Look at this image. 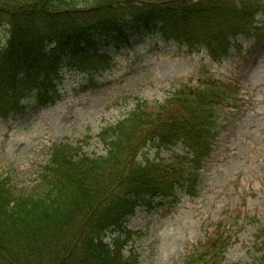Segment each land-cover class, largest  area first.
<instances>
[{
	"label": "trees",
	"instance_id": "16d2710c",
	"mask_svg": "<svg viewBox=\"0 0 264 264\" xmlns=\"http://www.w3.org/2000/svg\"><path fill=\"white\" fill-rule=\"evenodd\" d=\"M129 17L134 29H159L166 41L214 61L228 53L231 37H264V0H0V121L24 110L33 94L38 106L54 103L64 71L109 68L112 55L99 49L113 36L128 39ZM198 83L175 87L153 106L138 101L100 132L105 154L55 145L30 188L17 190L0 172V264H140L137 253L125 254L127 219L152 198L195 191L217 118L233 96L222 80ZM180 144L193 159L175 151ZM149 145L173 152L140 160ZM226 243L219 237L196 247L185 264H225ZM257 246L264 256V227Z\"/></svg>",
	"mask_w": 264,
	"mask_h": 264
},
{
	"label": "rangeland",
	"instance_id": "374dc122",
	"mask_svg": "<svg viewBox=\"0 0 264 264\" xmlns=\"http://www.w3.org/2000/svg\"><path fill=\"white\" fill-rule=\"evenodd\" d=\"M5 38L1 30L0 41ZM130 41L131 46L117 50L109 45L102 48L114 52L116 63L93 81L83 73H67L54 104L37 107L31 100L23 113L2 121L0 171L19 189L28 188L53 144L105 154L100 131L125 117L138 100L156 105L175 85L196 84L206 76L233 81L237 101L225 110L236 114L225 116L227 123L203 172L200 193L185 195L174 205L156 200L152 209L139 208L129 221L136 237L128 249L140 253L142 264H184L196 244L222 232L229 241L226 263L260 264L254 236L264 226V41L236 39L244 47L231 48L217 63L157 36L132 34ZM155 152L151 150L152 158Z\"/></svg>",
	"mask_w": 264,
	"mask_h": 264
}]
</instances>
